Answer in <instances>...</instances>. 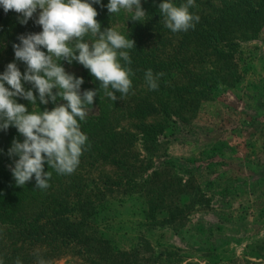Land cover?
Returning a JSON list of instances; mask_svg holds the SVG:
<instances>
[{"label":"trees","instance_id":"16d2710c","mask_svg":"<svg viewBox=\"0 0 264 264\" xmlns=\"http://www.w3.org/2000/svg\"><path fill=\"white\" fill-rule=\"evenodd\" d=\"M171 2L179 5L185 0ZM107 3L93 5L101 30L112 26ZM189 11L200 19L187 32H171L158 8H152L124 34L130 33L128 38L135 41L134 48L127 50L134 75L127 95L119 98L114 92L115 102L82 65L60 62L62 67L81 68L82 91L97 89L93 103L97 117L79 121L90 147L72 174L59 175L45 164L44 170L52 172L47 189L36 188L35 180L16 186L10 166L17 157L7 153L12 140L23 142V137L11 126L0 131V260L4 264H15L17 258L21 264H37L39 259L48 264L62 259L68 264L71 260V264H202L179 247L156 250L145 236L131 248H118L96 221L108 198L132 194L142 204L146 232L172 229L177 234L185 230L200 199L211 190L198 181L196 167H182L166 157L160 137L173 123L187 124L203 101L213 99L219 86L213 68L230 71L239 42L264 26V0H195ZM9 12L12 17L0 7V74L12 62L23 74L26 66L15 61L12 45L19 43L18 36L39 33L41 28L34 22L36 14L22 25L19 14ZM92 39L91 34L84 37L85 42ZM147 69L164 73L158 90H149L144 79ZM24 87L31 90L30 84ZM16 99L29 111L53 108L38 99L37 105ZM262 245L256 249L247 245L242 260L220 259L212 264H264ZM211 251L206 256H215L214 247Z\"/></svg>","mask_w":264,"mask_h":264},{"label":"rangeland","instance_id":"374dc122","mask_svg":"<svg viewBox=\"0 0 264 264\" xmlns=\"http://www.w3.org/2000/svg\"><path fill=\"white\" fill-rule=\"evenodd\" d=\"M161 2L141 0V5L148 15ZM6 16L12 17V12ZM130 17L124 10L113 14L111 27L125 34L135 24ZM251 37L239 42L230 71L213 68L219 80L213 99L203 101L187 124L173 123L160 137L166 157L182 167H196L198 181L211 190L177 234L172 229L146 232L142 204L135 195L108 198L96 221L118 248H131L145 236L156 250L175 246L192 260L212 264L242 260L247 245L264 246V26ZM64 69L77 77L82 73L77 66L66 64ZM50 104L54 107L51 102L45 106ZM97 115L98 107L89 106L85 120ZM213 247L215 256H206ZM68 263L62 259L55 264Z\"/></svg>","mask_w":264,"mask_h":264},{"label":"clouds","instance_id":"9594fccd","mask_svg":"<svg viewBox=\"0 0 264 264\" xmlns=\"http://www.w3.org/2000/svg\"><path fill=\"white\" fill-rule=\"evenodd\" d=\"M100 4L101 0H0L5 13L19 14L22 25L36 14L34 22L41 28L39 33L18 36L19 43L12 45L15 61L26 66L23 74L15 62L7 64L0 74V131L11 126L23 137V142L14 138L7 153L10 158L17 157L10 171L18 187L34 177L36 188L47 189L52 172L44 170L45 164L59 175L72 174L90 147L79 121L88 115L97 89L81 92L84 80L66 72L61 61L82 65L113 102L118 99L114 92L122 98L132 88L130 77L134 73L127 50L134 48L135 41L128 38L130 33L125 36L114 27L101 30L93 7ZM192 7L195 0L179 5L163 0L158 10L164 26L177 33L194 29L199 22L200 17L189 11ZM106 8L109 15L124 10L135 22L147 16L141 0H108ZM88 34L93 37L91 42L84 41ZM163 75L154 74L152 69L145 71L149 90H158ZM25 83L31 85V90H25ZM16 98L32 105H37V99L41 105L51 102L54 107L29 111ZM0 264H4L3 260ZM15 264H21L19 258ZM37 264L48 262L39 259Z\"/></svg>","mask_w":264,"mask_h":264}]
</instances>
